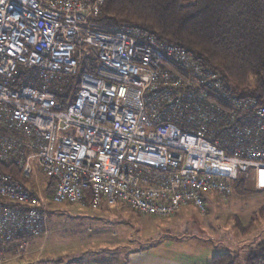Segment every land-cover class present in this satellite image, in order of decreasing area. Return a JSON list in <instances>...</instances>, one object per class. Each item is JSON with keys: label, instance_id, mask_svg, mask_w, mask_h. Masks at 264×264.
Segmentation results:
<instances>
[{"label": "built area", "instance_id": "2783aa9c", "mask_svg": "<svg viewBox=\"0 0 264 264\" xmlns=\"http://www.w3.org/2000/svg\"><path fill=\"white\" fill-rule=\"evenodd\" d=\"M102 2L0 0V264L45 234L46 202L1 164L29 181L38 168L55 204L89 194L155 218L204 214L203 192L241 178L264 191V106L146 32L100 30ZM65 76L61 106L50 87Z\"/></svg>", "mask_w": 264, "mask_h": 264}, {"label": "trees", "instance_id": "16d2710c", "mask_svg": "<svg viewBox=\"0 0 264 264\" xmlns=\"http://www.w3.org/2000/svg\"><path fill=\"white\" fill-rule=\"evenodd\" d=\"M186 1L103 0L94 21L102 31L133 27L159 43L179 48L207 71L221 76L236 96L255 98L264 106V0ZM76 82L75 78L65 76L62 83L50 87L61 106L74 98ZM1 170L34 191L32 181L24 179L16 165L1 164ZM244 182L242 178L237 180L235 189ZM53 188V181L48 179L46 198H50ZM86 206L92 207L89 194ZM257 211L264 217V205ZM235 261V257L225 253L214 256L211 264H235ZM261 263L264 247L257 255L248 257V264Z\"/></svg>", "mask_w": 264, "mask_h": 264}, {"label": "rangeland", "instance_id": "374dc122", "mask_svg": "<svg viewBox=\"0 0 264 264\" xmlns=\"http://www.w3.org/2000/svg\"><path fill=\"white\" fill-rule=\"evenodd\" d=\"M32 178L34 191L46 199L45 234L29 244L35 249L34 255L40 254L39 258L43 256L47 260L45 264H57L54 261L58 258L62 259L59 264L95 259L119 263L128 251L155 242L159 237L167 238L165 233L170 229L166 226L175 225L183 227L172 228L170 236L182 238L198 234L210 239L225 246L236 258L235 264H248V257L257 255L264 247V217L257 211L264 205V191H256L247 181L231 195L203 192L204 214L189 205L172 217L155 218L136 215L123 205L108 209L104 205L94 208L55 204L45 197L48 179L38 168ZM28 251L18 258H22V264Z\"/></svg>", "mask_w": 264, "mask_h": 264}, {"label": "crops", "instance_id": "0c3cea01", "mask_svg": "<svg viewBox=\"0 0 264 264\" xmlns=\"http://www.w3.org/2000/svg\"><path fill=\"white\" fill-rule=\"evenodd\" d=\"M180 226L182 225L169 226V229H177ZM170 230L165 234H169ZM146 245L147 247L128 251L123 260H118L119 263L95 259L89 261L69 260L63 264H211L214 256L229 253L225 246L218 245L198 234L182 238L168 235L167 238L160 239L159 237L157 241H151ZM34 250L29 248L27 255L24 256L23 264H45L47 262L42 259L43 256L39 258L40 254L34 255ZM20 260L22 258L12 264H22ZM61 261L62 259L58 258L54 262L59 264Z\"/></svg>", "mask_w": 264, "mask_h": 264}]
</instances>
